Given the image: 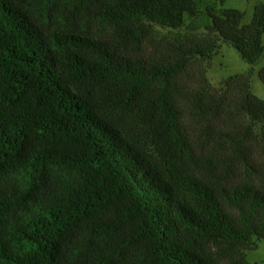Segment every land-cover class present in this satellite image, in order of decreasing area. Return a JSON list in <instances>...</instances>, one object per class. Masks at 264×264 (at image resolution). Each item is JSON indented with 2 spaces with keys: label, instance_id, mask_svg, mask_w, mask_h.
Listing matches in <instances>:
<instances>
[{
  "label": "trees",
  "instance_id": "obj_1",
  "mask_svg": "<svg viewBox=\"0 0 264 264\" xmlns=\"http://www.w3.org/2000/svg\"><path fill=\"white\" fill-rule=\"evenodd\" d=\"M226 1L0 0V264H247L264 99L207 73L263 57L264 2Z\"/></svg>",
  "mask_w": 264,
  "mask_h": 264
},
{
  "label": "rangeland",
  "instance_id": "obj_2",
  "mask_svg": "<svg viewBox=\"0 0 264 264\" xmlns=\"http://www.w3.org/2000/svg\"><path fill=\"white\" fill-rule=\"evenodd\" d=\"M210 0H198L200 8L204 9L206 3ZM264 0H227L224 4L226 8H238L245 13V22H250L255 14L256 5ZM205 18L201 15L199 18H189L187 20L188 27L178 31L177 33L183 34L191 30H201ZM158 35H175L174 32L168 30L158 29ZM264 68V55L254 65L244 61L237 50L229 45L222 43L215 52L212 60L210 61L207 76L210 81L217 87H222L224 81L231 75L239 74L252 70V87L253 92L264 99V83L260 79L259 71ZM264 123L260 126L262 128ZM254 165L259 166L264 162V156L253 157ZM244 166L237 167L232 173L230 179L238 180L243 178ZM247 264H264V242H258L252 248L246 251Z\"/></svg>",
  "mask_w": 264,
  "mask_h": 264
}]
</instances>
